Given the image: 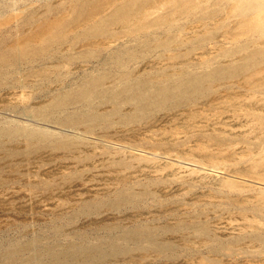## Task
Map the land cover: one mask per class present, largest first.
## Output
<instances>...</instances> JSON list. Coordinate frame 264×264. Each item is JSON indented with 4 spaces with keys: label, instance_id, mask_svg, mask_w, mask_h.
<instances>
[{
    "label": "rangeland",
    "instance_id": "374dc122",
    "mask_svg": "<svg viewBox=\"0 0 264 264\" xmlns=\"http://www.w3.org/2000/svg\"><path fill=\"white\" fill-rule=\"evenodd\" d=\"M0 264H264V0H0Z\"/></svg>",
    "mask_w": 264,
    "mask_h": 264
},
{
    "label": "bare ground",
    "instance_id": "6f19581e",
    "mask_svg": "<svg viewBox=\"0 0 264 264\" xmlns=\"http://www.w3.org/2000/svg\"><path fill=\"white\" fill-rule=\"evenodd\" d=\"M228 109V108H227ZM228 111V110H227ZM230 111V110H229ZM247 121V120H246ZM200 122V121H199ZM212 122V121H211ZM202 124V123H201ZM204 124V123H203ZM208 124H210V123H208ZM222 124V123H221ZM247 124V123H246ZM239 125V124H238ZM197 126V125H196ZM212 126V125H211ZM233 126H235L234 124H233ZM244 126V125H243ZM195 127V126H194ZM198 127V126H197ZM204 127V126H203ZM245 127V126H244ZM236 128V127H235ZM226 129V128H225ZM219 130H221V129H219ZM250 130V129H249ZM248 130V131H249ZM201 131V130H200ZM199 132V131H198ZM222 132V131H221ZM226 132H228V131H226ZM244 132V131H243ZM247 132V131H246ZM229 133V132H228ZM237 133V132H236ZM240 134V133H239ZM242 134V133H241ZM161 135V134H160ZM159 137V136H158ZM177 138H178V136H177ZM144 152V151H143ZM147 153V152H146ZM148 155V154H147ZM157 156V155H156ZM155 157V156H154ZM158 157V156H157ZM160 157L161 156H159V159H160ZM164 157V156H163ZM166 157V156H165ZM165 157H164V159H165ZM162 158V157H161ZM171 159V158H170ZM173 160V159H172ZM175 160V159H174ZM180 161V160H179ZM184 162V161H183ZM180 163H182V162H180ZM186 164V163H185ZM156 165V164H155ZM163 165V164H162ZM178 166V165H177ZM176 166V167H177ZM187 166V165H186ZM193 166H195V165H193ZM149 167V166H148ZM189 167H192V166H189ZM197 167V166H196ZM154 168V167H153ZM158 168V167H157ZM186 168V167H185ZM203 168V167H202ZM177 169V168H176ZM180 169V168H179ZM201 169V168H200ZM199 169V170H200ZM204 169V171L206 172V174L208 173V174H210V173H219V171L217 170L218 169V167H216V170H214V169H208V168H203ZM170 171V170H169ZM176 171V170H175ZM190 171V170H189ZM173 172H174V170H173ZM187 172V171H186ZM169 173V172H168ZM171 173V172H170ZM179 174H183V173H179ZM219 174H221V173H219ZM145 175V174H144ZM174 175V174H173ZM222 175V174H221ZM226 175H227V173H226ZM166 176V175H165ZM167 176H170V175H167ZM172 176V175H171ZM202 176V175H201ZM230 176V175H229ZM200 177V176H199ZM233 177V176H232ZM187 178V177H186ZM194 178V177H193ZM201 178V177H200ZM204 178V177H203ZM218 178V177H217ZM234 178V177H233ZM181 179V178H180ZM182 179H183V177H182ZM199 179V178H198ZM206 179H207V177H206ZM215 179V178H214ZM222 179V178H221ZM236 179V178H235ZM238 179V178H237ZM243 179V178H242ZM192 180V179H191ZM195 180V179H194ZM211 180V179H210ZM197 181V180H196ZM201 181V180H200ZM244 181V180H243ZM253 181V180H252ZM251 181V182H252ZM199 182V181H198ZM212 182V181H211ZM219 182V181H218ZM246 182H247V180H246ZM208 183V182H207ZM235 183V182H234ZM239 184V183H238ZM253 196V195H252ZM252 196H250V197H252ZM246 197V196H245ZM255 198V197H254ZM248 199V198H247ZM226 224V223H225ZM232 230V229H231ZM237 231V230H236Z\"/></svg>",
    "mask_w": 264,
    "mask_h": 264
}]
</instances>
